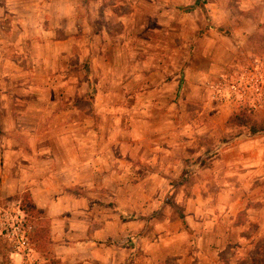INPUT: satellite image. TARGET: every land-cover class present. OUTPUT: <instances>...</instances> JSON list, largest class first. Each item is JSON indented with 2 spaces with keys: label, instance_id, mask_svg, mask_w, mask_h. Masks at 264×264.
<instances>
[{
  "label": "crops",
  "instance_id": "0c3cea01",
  "mask_svg": "<svg viewBox=\"0 0 264 264\" xmlns=\"http://www.w3.org/2000/svg\"><path fill=\"white\" fill-rule=\"evenodd\" d=\"M145 1L0 0V198L27 193L48 221L45 247L33 251L40 264L43 256L55 264H252L256 251L264 256V137L236 138V202L229 209L219 193L215 201L160 202L152 182L176 170L167 155L145 157L128 139L112 151L109 129L121 118L115 111L138 112L121 102L139 91L90 90V74L105 81L111 64L144 63V45L129 33ZM152 2L158 16L168 8L172 18L184 10L191 16L200 3L206 26L211 16L230 28L218 14L225 8L236 21V61L249 51V73L264 72V0ZM168 23L175 27L176 19ZM125 50L142 53L130 60ZM96 128L104 132L97 136ZM129 175L142 178L128 184ZM23 255L11 254V264Z\"/></svg>",
  "mask_w": 264,
  "mask_h": 264
},
{
  "label": "rangeland",
  "instance_id": "374dc122",
  "mask_svg": "<svg viewBox=\"0 0 264 264\" xmlns=\"http://www.w3.org/2000/svg\"><path fill=\"white\" fill-rule=\"evenodd\" d=\"M145 4V14L136 18V25L129 33L135 41L143 43L144 63H114L105 81L91 74L88 79L90 90L113 85L126 86L131 93L139 91L134 96H125L121 102L134 103L138 112L115 111L121 118L109 129L112 151L116 154L119 148L116 142L128 139L132 146L142 148L140 154L145 157L167 155L166 162L170 160L176 170L167 168L152 182L158 188L152 198L160 202L172 206L174 201L190 197L215 201L219 193L229 209L236 202V138L264 137V132L251 135L247 127L233 128L227 121L239 107L247 106L254 111V121L264 122V72L256 76L249 73L253 71V65L248 62L249 51L236 61V30L232 24L235 20L230 13L226 15L225 8L217 13L219 17L222 15V22L229 21L230 28L212 23L211 16L206 26L208 19L204 10L201 16L200 3L192 6L191 16L184 15V10L173 18L168 8L159 9L158 16L152 0ZM170 17L176 19L175 27L168 23ZM110 52L118 56L113 46ZM124 53L131 60L142 52L125 50ZM120 56H124L122 51ZM61 66L57 65L58 69ZM80 67L83 77L80 82L84 83L89 65ZM238 71L240 76H236ZM132 75L134 79H124ZM113 100L119 102L117 97ZM94 130L97 136L104 132V129ZM249 177L241 179L247 182ZM126 178L132 184L142 177ZM162 187L168 188L159 190ZM27 198L30 199L27 193L0 198V264H11V254L23 255L27 249L32 251L27 257L23 255L21 264H40L33 251L47 239L49 225L42 213L27 206ZM21 203L26 205V211L20 209ZM234 213L236 209L228 215L234 217ZM261 251L251 257L252 264H264ZM43 258L46 260L43 264L56 263L50 256Z\"/></svg>",
  "mask_w": 264,
  "mask_h": 264
},
{
  "label": "trees",
  "instance_id": "16d2710c",
  "mask_svg": "<svg viewBox=\"0 0 264 264\" xmlns=\"http://www.w3.org/2000/svg\"><path fill=\"white\" fill-rule=\"evenodd\" d=\"M197 1L204 2L205 0H197ZM253 117H254L253 109L247 106H242V107H239V109L235 113L229 116L227 123L229 126L233 128L234 127L236 128H246L247 127L251 135H256L258 133L264 132V122H256L254 121ZM25 200L28 204L27 206H30V208L34 209L31 199L27 198ZM24 203H21V206H20V209L22 211H26V205H24Z\"/></svg>",
  "mask_w": 264,
  "mask_h": 264
}]
</instances>
